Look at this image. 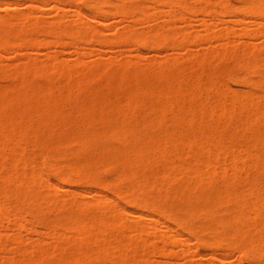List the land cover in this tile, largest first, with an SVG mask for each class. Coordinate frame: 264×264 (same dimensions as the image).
Here are the masks:
<instances>
[{"label":"rangeland","instance_id":"rangeland-1","mask_svg":"<svg viewBox=\"0 0 264 264\" xmlns=\"http://www.w3.org/2000/svg\"><path fill=\"white\" fill-rule=\"evenodd\" d=\"M249 1L0 0V264H264V7Z\"/></svg>","mask_w":264,"mask_h":264},{"label":"bare ground","instance_id":"bare-ground-1","mask_svg":"<svg viewBox=\"0 0 264 264\" xmlns=\"http://www.w3.org/2000/svg\"><path fill=\"white\" fill-rule=\"evenodd\" d=\"M58 1H59V0H58ZM116 1L119 2V1H121V0H119V1H118V0H115V2H116ZM124 1H125V0H124ZM124 1L122 0V2H124ZM127 1H129V0H127ZM164 1H166V0H164ZM247 1L250 2L249 0H246V2H247ZM117 2H116V3H117ZM202 2H203V1H202ZM248 2H247V3H248ZM251 2H252L253 4L256 5V8H258V6H259V7H264V0H251ZM58 3H59V2H58ZM116 3H114V6H113L114 8L118 6V4H116ZM136 3H137V2H136ZM170 3H172V2H168L169 5H171ZM247 3H246V4H247ZM115 4H116L117 6H115ZM122 4H123V3L119 4V6H118L117 8H119L120 5H121V7H122ZM172 4H173V3H172ZM246 4H245V5H246ZM249 4H250V3H249ZM123 5H124V4H123ZM169 5H168V6H169ZM255 5H254V6H255ZM127 6H128V5H127ZM147 6H148V5H147ZM171 6H172V5H171ZM178 6H179V5H178ZM188 6H189V5H188ZM188 6H186V8H188ZM209 6H210V5H209ZM241 6H242V4H241ZM243 6H244V5H243ZM247 6H248V4H247ZM247 6H245V7L247 8ZM124 7H125V5H124ZM151 7H152V6H151ZM169 7H170V6H169ZM180 7H181V6H180ZM190 7H191V6H190ZM90 8H91V7H90ZM117 8H115L114 10L117 11ZM122 8H123V7H122ZM122 8H119L120 11L122 10L121 12H123V9H122ZM181 8H182V7H181ZM242 8H243V7H242ZM242 8H241V10H243ZM250 8H251V5H250ZM250 8H248V9H250ZM252 8H253V6H252ZM256 8H253V9H251V10H254V9L256 10ZM139 9H140V8H139ZM230 9H231V8H230ZM233 9H234V8H233ZM244 9H245V8H244ZM259 9L264 10L263 8H259ZM259 9H257V10H259ZM94 10H96V11L98 10V9H97V5H94V6H93V11H94ZM213 10H214V9H213ZM238 10H240V9H238ZM251 10H249V11H251ZM255 10H254V11H255ZM262 10H261V11H262ZM99 11H100V10H99ZM103 11H104V10H103ZM118 11H119V10H118ZM118 11H117V12H118ZM124 11H125V9H124ZM126 11H127V10H126ZM169 11H170V10H169ZM183 11H184V10H183ZM187 11H188V10H187ZM106 12H107V11H106ZM121 12H119V13H121ZM128 12H130V11H128ZM177 12H178V11H177ZM218 12H219V11H218ZM225 12H226V11H225ZM256 12H257V11H256ZM257 13H259V12H257ZM257 13H256V14H257ZM261 13H262V12H261ZM261 13H259V14H261ZM128 14H129V13H128ZM141 14H143V13H141ZM144 15H145V14H144ZM144 15H143V16H144ZM171 15H172V14H171ZM215 15H216V14H215ZM222 15H223V14H222ZM261 15H262V14H261ZM138 16H139V13H138ZM172 16H173V15H172ZM173 17H174V16H173ZM131 18H133V17H131ZM243 18H244V17H243ZM134 19H135V18H134ZM239 19H240V18H239ZM236 20H237V19H236ZM29 21H30V20H29ZM30 22H31V21H30ZM32 23H33V22H32ZM256 24H257V23H256ZM258 24H259V23H258ZM29 25L31 26V23H30ZM26 27H27V26H26ZM15 28H16V27H15ZM209 29H210V26H209ZM155 30H156V29H155ZM8 32H9V31H8ZM93 32H94V31H93ZM21 33H22V32H21ZM154 33H155V32H154ZM156 33H158V31H156ZM163 33H164V32H163ZM151 34H152V33H151ZM244 34H245V33H244ZM13 35H15V34H13ZM55 35H56V34H55ZM80 35H81V34H80ZM160 35H161V33H160ZM162 35H163V34H162ZM9 36H11V35H9ZM24 36H25V35H24ZM85 36H86V35H85ZM85 36H83V37H85ZM140 36H141V35H140ZM14 37H15V36H14ZM169 37H170V36H169ZM24 39H25V38H24ZM8 40H9V39H8ZM13 40H14V39H13ZM19 40H20V38H19ZM27 40H28V38H27ZM33 40H34V39H33ZM85 40H86V39H85ZM114 40H116V39H114ZM3 41H7V40H3ZM3 41L1 42V44H2V43L5 44V45H3V46H5V47L8 46V45H6V43H4ZM28 41H29V40H28ZM14 42H15V40H14ZM18 42H20V41L17 40V43H18ZM21 42H22V41H21ZM24 42H25V41H24ZM8 43H9V42H8ZM10 43H11V42H10ZM148 43H149V42H148ZM12 44H13V43H12ZM12 44H11V45H12ZM141 44H142V43H141ZM152 44H153V43H152ZM154 44H155V43H154ZM11 45L9 44V46H11ZM13 46H15V45L13 44ZM143 46H144V45H143ZM262 47H264V46H262ZM262 47H261V48H262ZM258 50H259V49H258ZM229 51H230V50H229ZM261 53H262V52H261ZM263 54H264V53H263ZM228 55H229V53H228ZM228 55H227V56H228ZM231 55H232V54H231ZM261 55H262V54H261ZM255 57H256V56H255ZM255 57H254V58H255ZM257 57H258V56H257ZM222 58H224V57H222ZM258 59H259V58H258ZM261 59H262V58H261ZM253 60H254V59H253ZM255 60H256V58H255ZM255 60H254V61H255ZM257 61H258V60H257ZM263 61H264V58H263ZM263 61H262V62H263ZM255 62H256V61H255ZM263 63H264V62H263ZM59 64H61V63H59ZM237 65H239V64L237 63ZM255 65H257V64H255ZM262 65H264V64H262ZM27 66H28V65H27ZM32 67H33V66H32ZM32 67H31V70H32ZM41 67H42V66H41ZM58 67H59V66H58ZM98 67H99V66H98ZM239 67H240V65H239ZM257 67H259V65H258ZM27 68H28V67H27ZM29 68H30V67H29ZM49 68H50V67H49ZM237 68H238V66H237ZM46 69H48V68L46 67ZM257 69L260 70L259 68H257ZM40 70H42V68H40ZM48 70H49V69H48ZM131 70H132V69H131ZM36 71H37V70L35 69V72H36ZM257 72H258V71H257ZM259 72H260V71H259ZM259 72H258V73H259ZM130 73H131V72H130ZM36 74H37V73H36ZM262 74H263V73H262ZM37 75H38V74H37ZM37 75H36V76H37ZM168 77H169V76H168ZM128 78H129V77H128ZM232 79H233V78H232ZM263 79H264V78H263ZM237 80H238V79H237ZM239 82H240V81H239ZM186 85H187V84H186ZM199 86H200V85H199ZM190 87H192V89H193V86H190ZM224 87H225V86H224ZM206 89H207V88H206ZM223 89H224V88H223ZM165 90H168V88L165 89ZM209 90H210V89H209ZM158 91H159V90H158ZM168 91H169V94H170V90H168ZM43 92H45V91H43ZM152 92H153V91H152ZM132 93H133V92H132ZM154 93H156V91H155ZM171 94H172V93H171ZM195 94H196V93H195ZM216 94H217V93H216ZM226 94H227V93H226ZM133 95H134V94H133ZM130 96H131V95H130ZM159 96H161V94H160ZM163 96H164V95H163ZM165 96H166V95H165ZM187 96H188V94H186V97H187ZM211 96H212V95H211ZM166 97H167V96H166ZM189 97H190V96H189ZM229 97H231V96H229ZM187 98H188V97H187ZM194 98H195V97H194ZM131 99H132V98H131ZM178 99H179V98H178ZM182 99H183V98H182ZM185 99H186V98H185ZM243 99H244V98H243ZM246 99H247V98H246ZM246 99H245V100H246ZM25 100H26V99H25ZM174 100H175V99H174ZM180 100H181V99H180ZM111 101H112V100H111ZM175 101H176V100H175ZM188 101H189V100H188ZM100 102H101V101H100ZM211 102H212V101H211ZM228 102H229V104H231L230 101H228ZM165 103H166V102H165ZM192 103H194V101H192ZM213 103H214V102H213ZM243 103H244V102H243ZM125 104H126V103H125ZM130 104H131V103H130ZM216 104H217V103H216ZM220 104H221V103H220ZM232 104H233V102H232ZM163 105H164V104H163ZM166 105H167V104H166ZM194 105H195V104H194ZM201 105H202V104H201ZM214 105H215V104H214ZM126 106H127V105H126ZM130 106H131V105H130ZM182 106H183V105H182ZM230 106H231V105H230ZM0 107H1V106H0ZM33 107H34V106H33ZM35 107H36V106H35ZM48 107H49V106H48ZM48 107H47V108H48ZM124 107H125V106H124ZM124 107H123V108H124ZM132 107H133V106H132ZM194 107H195V106H194ZM226 107H227V106H226ZM231 107H232V106H231ZM45 108H46V107H45ZM109 108H111V107H109ZM161 108H162V107H161ZM164 108H165V107H164ZM184 108H185V107H184ZM125 109H126V108H125ZM128 109H129V108H128ZM187 109H188V108H187ZM218 109H221V108H218ZM218 109H217V110H218ZM224 109H225V108H224ZM161 110H162V109H161ZM191 110H192V109H191ZM125 111H126V110H125ZM154 111H155V110H154ZM220 111H221V110H220ZM247 111H248V110H247ZM34 112H35V111H34ZM40 112H41V111H40ZM61 112H62V111H61ZM156 112H158V110H157ZM160 112H161V111H160ZM160 112H159V114H160ZM195 112H196V111H195ZM7 114H8V113H7ZM153 114H155V112H154ZM162 114H163V113H162ZM188 115H189V114H188ZM252 115H253V114H252ZM43 116H44V115H43ZM82 116H83V115H82ZM125 116H126V115H125ZM213 116H214V115H213ZM257 116H258V115H257ZM56 117H58V116H56ZM87 117H88V116H87ZM94 117H95V115H94ZM164 117H165V116H164ZM8 118H11V117L8 116ZM22 118H23V117H22ZM157 118H158V117H157ZM196 118H197V117H196ZM11 119H12V118H11ZM15 119H16V118H15ZM24 119H25V118H24ZM26 119H27V118H26ZM56 119H57V118H56ZM85 119H86V118H85ZM180 119H181V118H180ZM2 120H3V119H2ZM7 120H9V119H7ZM28 120H29V119H28ZM135 120H136V119H135ZM0 121H1V120H0ZM3 121H5V123H6V120H3ZM3 121H2V122H3ZM14 121H15V120H14ZM19 121H20V120H19ZM32 121H33V120H32ZM50 121H51V120H50ZM178 121H179V120H178ZM182 121H184V120H182ZM185 121H187V120H185ZM192 121H194V120H192ZM255 121H256V120H255ZM10 122H11V121H10ZM10 122H8V123H10ZM12 122H13V121H12ZM0 123H1V122H0ZM13 123H14V122H13ZM15 123H18V121H17V122L15 121ZM19 123H20V122H19ZM24 123H26V122H24ZM27 123H28V122H27ZM153 123H154V122H153ZM186 123H187V122H186ZM214 123H216V122H214ZM218 123H219V122H218ZM239 123H240V122H239ZM20 124H21V123H20ZM35 124H36V123H35ZM84 124H85V123H84ZM117 124H118V123H117ZM156 124H157V123H156ZM178 124H179V123H178ZM2 125H3V123H2ZM11 125H12V124H11ZM17 125H18V124H17ZM26 125H27V124H26ZM36 125H37V124H36ZM36 125H35V126H36ZM153 125H154V124H153ZM153 125H152V126H153ZM209 125H211V124H209ZM218 125H219V124H218ZM220 125H221V124H220ZM4 126H5V125H4ZM7 126H8V125H7ZM18 126H19V125H18ZM33 126H34V125H33ZM152 126H150V128H152ZM178 126H179V125H178ZM214 126H215V125H214ZM13 127L15 128V125H14ZM16 127H17V126H16ZM37 127H38V126H37ZM113 127H114V126H113ZM119 127H120V126H119ZM154 127H155V126H154ZM183 127H184V126H183ZM222 127H223V126H222ZM242 127H243V126H242ZM258 127H259V126H258ZM11 128H12V126H11ZM34 128H35V127H34ZM57 128H58V127H57ZM179 128H180V127H179ZM216 128H217V127H216ZM216 128H214V129L216 130ZM20 129H21V128H20ZM23 129H24V128H23ZM30 129H31V128H30ZM32 129H33V128H32ZM35 129H36V128H35ZM35 129H33V130L36 131ZM53 129H54V128H53ZM55 129H56V128H55ZM153 129H154V128H153ZM177 129H178V127H177ZM185 129H186V128H185ZM210 129H211V128H210ZM1 130H2V129H1ZM13 130H14V129H13ZM114 130H116V129H114ZM117 130H118V129H117ZM117 130H116V131H117ZM147 130H148V128H147ZM149 130H150V129H149ZM211 130H213V129H211ZM234 130H235V129H234ZM252 130H253V129H252ZM4 131H5V130H4ZM11 131H12V130H11ZM29 131H30V130H29ZM37 131H39L38 128H37ZM47 131H48V130H47ZM116 131H115V132H116ZM139 131H140V130H139ZM150 131H151V130H150ZM152 131H153V130H152ZM171 131H172V130H171ZM173 131H174V130H173ZM177 131H178V130H177ZM181 131H183V129H182ZM186 131H187V130H186ZM195 131H196V130H195ZM242 131H243V130H242ZM258 131H259V130H257V132H258ZM17 132H18V131H17ZM121 132H122V131H121ZM134 132H135V131H134ZM214 132H215V131H214ZM12 133H13V132H12ZM18 133H19V132H18ZM30 133H32V130H31ZM33 133H34V132H33ZM46 133H47V132H46ZM78 133H79V132H78ZM145 133H146V132H145ZM176 133H177V132H176ZM178 133H179V132H178ZM215 133H216V132H215ZM237 133H239V131H238ZM247 133H248V132H247ZM9 134H10V133H9ZM42 134H43V133H42ZM104 134H105V133H104ZM120 134H124V133H120ZM146 134H147V133H146ZM173 134H174V133H173ZM184 134H186V133H184ZM205 134H206V137H208V136H207V133H205ZM262 134H263V133H262ZM10 135H11V134H10ZM33 135H34V134H33ZM52 135H53V134H52ZM73 135H74V134H73ZM115 135H116V134H115ZM117 135L119 136V134H117ZM161 135H163V134H161ZM177 135H178V134H177ZM14 136H15V135H14ZM17 136H18V135H17ZM19 136H20V135H19ZM29 136H30V135H29ZM145 136H147V135H145ZM154 136H155V135H154ZM164 136H166V135H164ZM200 136H201V135H200ZM234 136H235V135H233V137H234ZM260 136H261V135H260ZM2 137H3V135H2ZM31 137H33V136H31ZM125 137H126V136H125ZM160 137L162 138V136H160ZM160 137L158 136V138H160ZM176 137H178V136H176ZM176 137H175V139H176ZM193 137H194V136H193ZM198 137H199V136H198ZM206 137H205V139H206ZM210 137H211V136H210ZM233 137H232V138H233ZM258 137H259V136H258ZM258 137H257V138H258ZM17 138H18V137H17ZM17 138H16V139H17ZM145 138H146V137H145ZM170 138H171V137H170ZM173 138H174V137H173ZM182 138H183V137H182ZM187 138H188V137H187ZM189 138H190V137H189ZM189 138H188V139H189ZM212 138H213V137H212ZM244 138H245V137H244ZM261 138H262V137H261ZM7 139H8V137H7ZM117 139H120V140L122 141L123 138H121V137L118 138V137H117ZM180 139H181V138H180ZM180 139H179V140H180ZM188 139H187V140H188ZM120 140H119V141H120ZM149 140H150V139H149ZM151 140H152V139H151ZM165 140H166V139H164V141H165ZM176 140H177V139H176ZM196 140H199V139H196ZM206 140H207V139H206ZM235 140H236V139H235ZM16 141H17V140H16ZM121 141H120V145H121ZM125 141H126V140H125ZM156 141H157V139H156ZM174 141H175V140H174ZM174 141H173V142H174ZM185 141H186V140H185ZM194 141H195V140H194ZM208 141H209V140H208ZM263 141H264V140H263ZM84 142H85V141H84ZM167 142H168V141H167ZM169 142H171V141H169ZM178 142H180V141H178ZM2 143H3V142H2ZM18 143H19V142H18ZM80 143H81V142H80ZM80 143H79V144H80ZM93 143H94V142H93ZM160 143H162V141H161ZM176 143H177V141H176ZM185 143H186V142H185ZM194 143H195V142H194ZM194 143H193V144H194ZM229 143H230V142H229ZM59 144H60V143H59ZM146 144H147V143H146ZM153 144H154V143H153ZM153 144H152V145H153ZM162 144H163V143H162ZM169 144H170V143H169ZM195 144H196V143H195ZM198 144H199V143H198ZM200 144H201V142H200ZM200 144H199V145H195V149H196V146H197V148H198V146H199V147L202 146V144H201V145H200ZM205 144H206V143H205ZM207 144H208V143H207ZM209 144H210V143H209ZM209 144H208V145H209ZM214 144H215V143H214ZM233 144H234V143H233ZM236 144H237V143H236ZM159 145H160V144H159ZM178 145H179V144H178ZM185 145H186V144H185ZM81 146H82V145H81ZM93 146H94V145H93ZM150 146H151V145H150ZM154 146H156V145H154ZM162 146H163V145H161V147H162ZM164 146H165V145H164ZM172 146H173V145H172ZM203 146L205 147L204 144H203ZM209 146H210V145H209ZM212 146H213V145H212ZM91 147H92V146H91ZM119 147H120V146H119ZM147 147H148V145H147ZM175 147H176V146H175ZM184 147H185V146H184ZM184 147H183V148H184ZM207 147H208V146H207ZM215 147H216V146H215ZM20 148H21V147H20ZM93 148H94V147H93ZM145 148H146V147H145ZM151 148H152V147H151ZM159 148H160V147H159ZM169 148H170V147H169ZM176 148H177V147H176ZM202 148H203V147H201V148H199V149H202ZM239 148H240V147H239ZM9 149H10V147H9ZM85 149H86V148H85ZM156 149H158V148H156ZM235 149H236V147H235ZM10 150H11V149H10ZM91 150H92V149H91ZM148 150L151 151L150 148H149ZM154 150H155V149H154ZM170 150H171V149H170ZM180 150H181V149H180ZM146 151H147V150H146ZM156 151H157V150H156ZM174 151H175V150H174ZM205 151H206V150H205ZM116 152H117V151H116ZM122 152H123V151H122ZM122 152H121V153H122ZM152 152H153V151H152ZM160 152H161V151H160ZM169 152H170V151H169ZM177 152L180 154L179 150H178ZM211 152H213V151H211ZM215 152H216V151H215ZM220 152H221V151H220ZM261 152H262V151H261ZM11 153H12V152H11ZM70 153H71V152H70ZM96 153H97V152H96ZM119 153H120V152H119ZM125 153H126V151H125ZM150 153H151V152H150ZM164 153H165V152H164ZM171 153H172V152H171ZM72 154H73V153H72ZM147 154H149V152H148ZM157 154H158V153H157ZM173 154H174V153H173ZM173 154H172V155H173ZM184 154H185V153H184ZM235 154H236V152H235ZM13 155H14V154H13ZM16 155H17V154H16ZM20 155H21V154H20ZM84 155H85V154H84ZM87 155H88V154H87ZM121 155H122V154H121ZM123 155H124V154H123ZM125 155H127V154H125ZM141 155H142V154H141ZM144 155H145V154H144ZM224 155H225V154H224ZM5 156H6V155H5ZM137 156H138V155H137ZM163 156H165V155H163ZM175 156H176V155H175ZM184 156H185V155H184ZM228 156H229V154H228ZM18 157H19V156H18ZM82 157H83V156H82ZM132 157H133V156H132ZM132 157H131V158H132ZM155 157H157V156H155ZM240 157H241V156H240ZM126 158H127V157H126ZM151 158H152V157H151ZM180 158H181V157H180ZM195 158H196V157H195ZM24 159H25V158H24ZM53 159H55V158L53 157ZM63 159H64V158H63ZM138 159H139V157H138ZM157 159H158V158H157ZM157 159H156V160H157ZM159 159H161V158H159ZM166 159H167V158H166ZM26 160H27V159H26ZM28 160H29V159H28ZM78 160H79V159H78ZM80 160H81V159H80ZM86 160H87V159H86ZM129 160H130V159H129ZM154 160H155V159H154ZM167 160H168V159H167ZM228 160H229V159H228ZM12 161H13V160H12ZM19 161H20V160H19ZM30 161H31V160H30ZM93 161H94V160H93ZM123 161H124V159H123ZM134 161H135V159H134ZM178 161H179V160H178ZM197 161H198V160H197ZM28 162H29V161H28ZM86 162H87V161H86ZM86 162H85V163H86ZM91 162H92V161H91ZM96 162H97V161H96ZM156 162H157V161H156ZM156 162H155V163H156ZM176 162H177V161H176ZM83 163H84V162H83ZM85 163H84V165H85ZM93 163H94V162H92V164H93ZM119 163H120V162H119ZM133 163H134V162H133ZM159 163H160V162H159ZM165 163H166V161H165ZM192 163H193V161H192ZM198 163H199V162H198ZM198 163H197V164H198ZM200 163H203V162L200 161ZM228 163H229V162H228ZM257 163H258V162H257ZM16 164H17V163H16ZM87 164H89V163L87 162ZM131 164H132V163H131ZM162 164H163V163H162ZM206 164H207V163H206ZM17 165H18V164H17ZM30 165H31V164H30ZM52 165H53V164H52ZM75 165H77V164H75ZM80 165H81V164H80ZM84 165L81 166V167L83 168ZM93 165L95 166V164H93ZM120 165H123L122 162L120 163ZM127 165H128V164H127ZM135 165H136V164H135ZM168 165H169V164H168ZM176 165H177V164H176ZM201 165H202V164H201ZM85 166H87V165H85ZM88 166H89V165H88ZM90 166H91V165H90ZM94 166H93V167H94ZM124 166H125V165H124ZM128 166H129V165H128ZM128 166H127V167H128ZM164 166H165V165H164ZM164 166H163V167H164ZM181 166H182V165H181ZM203 166H204V165H203ZM230 166H231V165H230ZM241 166H242V165H241ZM75 167H76V166H75ZM78 167L81 168L80 166H77V168H75V169H76V174L79 172V171H78V170H79ZM93 167H92V168H93ZM122 167H123V166H122ZM137 167H138V166H137ZM170 167H172V166L170 165ZM170 167H169V168H170ZM193 167H194V166H193ZM200 167H201V166H200ZM25 168H26V167H25ZM28 168H29V167H28ZM57 168H58V167H57ZM85 168H87V167H85ZM85 168H84V169H85ZM92 168H91V169H92ZM123 168H124V167H123ZM125 168H126V166H125ZM164 168H165V167H164ZM205 168H206V167H205ZM238 168H239V167H237V170H239ZM61 169H62V168H61ZM88 169H89V167H88ZM160 169H161V168H160ZM171 169H172V168H171ZM182 169H183V168H182ZM191 169H192V168H190V170H191ZM25 170H26V169H25ZM80 170H82V169H80ZM92 170H93V169H92ZM115 170H116V169H115ZM137 170H138V168H137ZM165 170H166V169H165ZM193 170H194V169H193ZM193 170H192V171H193ZM20 171H21V170H20ZM22 171H23V170H22ZM22 171H21V172H22ZM28 171H29V175H28V176H30V175H31V174H30V170H28ZM36 171H37V170H36ZM55 171H56V170H55ZM77 171H78V172H77ZM82 171H83V170H82ZM87 171H88V170H87ZM198 171H199V170H198ZM61 172H62V171H61ZM111 172H112V171H111ZM128 172H129V171H128ZM141 172H142V171H141ZM196 172H197V170H196ZM212 172H213V170H212ZM23 173H24V172H23ZM122 173H123V172H122ZM193 173H195V172H193ZM197 173H198V172H197ZM197 173H196V174H197ZM202 173H204V172H201L199 175L202 176ZM205 173H206V172H205ZM37 174H38V173H37ZM68 174H69L68 177H69L70 175H71V176L75 175V174H72V173H69V172H68ZM80 174H81V171H80ZM84 174H85V173H84ZM146 174H147V172H146ZM155 174H156V173H155ZM196 174H195V175H196ZM211 174H212V173H211ZM18 175H19V173H18ZM20 175H21V174H20ZM20 175H19V179H20ZM39 175H40V174H38V176H39ZM65 175H66V174H65ZM65 175H64V176H65ZM81 175H82V174H81ZM85 175H86V174H85ZM121 175L123 176V175H125V174H121ZM158 175H159V174H158ZM167 175H168V174H167ZM25 176H26V175H24V179H25ZM28 176H27V178H26V179H28V180H26L27 182H29V179H31L32 175H31L30 178H28ZM36 176H37V175H36ZM57 176H58V175H57ZM71 176H70V177H71ZM79 176H80V175H79ZM131 176H132V175H131ZM131 176H130V177H131ZM135 176H136V175H135ZM165 176H166V175H165ZM168 176H169V175H168ZM171 176H172V175H171ZM171 176H170V177H171ZM196 176H197V175H196ZM81 177H83V176H81ZM128 177H129V176H128ZM130 177H129V179H130ZM133 177H134V175H133ZM172 177H173V176H172ZM8 178H9V177H8ZM60 178H61V177H60ZM115 178H116V177H115ZM117 178H118V177H117ZM119 178H120V176H119ZM199 178H200V177H199ZM22 179H23V178H22ZM68 179H71V178H68ZM81 179H82V178H81ZM204 179H205V178H204ZM9 180H10V179H9ZM38 180H40V179L38 178ZM75 180H76V179H75ZM202 180H203V179H202ZM205 180H206V179H205ZM205 180H204V181H205ZM87 181H88V180H87ZM102 181H103V180H102ZM130 181H132V180H130ZM226 181H227V180H226ZM240 181H241V180H240ZM24 182H25V180H24ZM27 182H25V184H26ZM31 182H32V180H31ZM31 182H30V183H31ZM202 182H203V181H202ZM21 183H23V182L21 181ZM30 183H29L28 185H30ZM35 183H36V182H35ZM35 183H34V184H35ZM38 183H39V181H38ZM72 183H73V182H72ZM227 183H228V182H227ZM99 184H100V183H99ZM133 184H134V183H133ZM148 184H149V181H148ZM202 184H203V183H202ZM225 184H226V183H225ZM145 185H146V184H145ZM96 186H97V185H96ZM179 186H180V184H179ZM23 187H25V186H23ZM148 187H149V186H148ZM206 187H207V186H206ZM226 187H228V186H226ZM28 188H29V187H28ZM56 188H57V187H56ZM63 188H64V187H63ZM115 188H116V187H115ZM136 188H137V187H136ZM151 188L153 189L152 186H151ZM191 188H192V187H190L189 189H191ZM202 188H203V187H202ZM54 189H55V188H54ZM58 189H59V188H58ZM58 189H57V190H58ZM60 189H61V188H60ZM184 189H185V188H184ZM195 189H196V188H195ZM206 189H207V188H206ZM57 190H56V191H57ZM61 190H62V189H61ZM65 190H66V189H65ZM124 190H125V189H124ZM221 190H222V189H221ZM221 190H219V191H221ZM231 190H232V189H231ZM0 191L2 192V190H0ZM141 191H142V190H141ZM169 191H170V190H169ZM187 191H189V190H187ZM250 191H251V190H250ZM18 192H19V191H18ZM167 192H168V191H167ZM179 192H180V191H179ZM189 192H190V191H189ZM34 193H35V192H34ZM60 193H62V192L60 191ZM186 193H187V192H186ZM210 193H211V192H210ZM249 193H250V192H249ZM254 193H255V192H254ZM19 194H20V193H19ZM196 194H197V193H196ZM200 194H201V193H200ZM225 194H226V193H225ZM246 194H247V193H246ZM44 195H45V194H44ZM184 195H185V193H184ZM207 195H208V194H207ZM247 195H248V194H247ZM251 195H252V194H251ZM23 196H24V195H23ZM30 196H31V195H30ZM145 196H146V195H145ZM180 196H181V194H180ZM197 196H198V195H197ZM201 196L204 197L205 195H204V196L201 195ZM127 197H128V196H127ZM161 197H162V196H161ZM181 197H182V196H181ZM193 197H194V196H193ZM195 197H196V196H195ZM215 197H217V196H215ZM249 197H250V196H249ZM130 198H131V197H130ZM155 198H156V197H155ZM178 198H179V197H178ZM184 198H186V197H184ZM187 198H189V197H187ZM191 198H192V196H191ZM211 198H212V197H211ZM218 198H219V197H218ZM2 199H3V198H2ZM100 199H101V198H100ZM202 199H203V198H202ZM204 199H205V198H204ZM220 199H221V198H220ZM242 199H243V198H242ZM189 200H190V199H189ZM193 200H194V199H193ZM209 200H210V199H209ZM214 200H215V199H214ZM224 200H225V199H224ZM257 200H258V199H257ZM195 201H196V199H195ZM197 201H199V200H197ZM210 201H211V200H210ZM210 201H208V202H210ZM216 201H217V200H216ZM262 201H263V200H262ZM82 202H83V201H82ZM134 202H135V201H134ZM208 202H206V204H208ZM211 202H213V205L215 204V201L212 200ZM218 202H219V201H218ZM139 203H140V202H139ZM29 204H30V202H29ZM31 204H32V202H31ZM42 204H43V201H42ZM91 204H92V203H91ZM137 204H138V201H137ZM192 204H193V202H192ZM195 204H196V202H195ZM201 204H203V202H201ZM201 204H200V205H201ZM236 204H237V203H236ZM247 204H248V202H247ZM255 204H256V202H255ZM255 204H254V206H255ZM259 204H260V202H259ZM51 205H52V204H51ZM51 205H50V206H51ZM95 205H96V204H95ZM104 205H105V204H104ZM138 205H139V204H138ZM193 205H194V204H193ZM197 205H198V204H197ZM211 205H212V204L207 205V206L210 207ZM218 205H219V204H218ZM221 205H223V202H222ZM256 205H257V204H256ZM261 205H262V204H261ZM185 206H186V205H185ZM204 206H206V205H204ZM207 206L205 207V209L208 208V209H207V210H208L207 212L210 213V211H209V207H207ZM244 206H245V205H244ZM7 207H8V206H7ZM14 207H16V206H14ZM14 207H13V208H14ZM195 207H196V205H195ZM201 207H202V205H201ZM215 207H216V206H215ZM249 207H250V206H249ZM256 207H258V206H256ZM2 208H3V205H2ZM69 208H70V207H69ZM82 208H83V207H82ZM154 208H155V207H154ZM196 208H197V207H196ZM196 208H192V211H191V212L193 213V209L195 210ZM211 208H213V207H211ZM252 208L254 209V207H252ZM28 209H29V208H28ZM53 209H54V208H53ZM67 209H68V208H67ZM119 209H120V208H119ZM203 209H204V207H203ZM239 209H240V208H239ZM243 209H244V208H243ZM246 209H247V208H246ZM246 209H245V210H246ZM249 209H250V208H249ZM16 210H17V209H16ZM186 210H187V209H186ZM190 210H191V209H190ZM190 210H189V211H190ZM200 210H201V208H200ZM210 210H212V209H210ZM232 210H233V209H232ZM234 210H236V209H234ZM257 210H258V209H257ZM257 210H256V211H257ZM181 211H182V210H181ZM196 211H197V210H196ZM214 211H215V210H214ZM223 211H224V210H223ZM246 211H247V210H246ZM35 212H36V211H35ZM63 212H64V211H63ZM122 212H123V211H122ZM124 212H125V211H124ZM187 212H188V211H187ZM187 212H186V213H187ZM191 212H190V213H191ZM194 212H195V211H194ZM202 212H204V210H201V215L203 214ZM205 212H206V211H205ZM207 212H206L205 214L208 216L209 214H207ZM234 212H235V211H234ZM249 212H250V210H249ZM258 212H259V210H258ZM125 213H126V212H125ZM155 213H156V212H155ZM190 213H189V214H190ZM195 213H196V212H195ZM230 213H231V212H230ZM237 213H238V212H237ZM237 213L235 212V214H237ZM256 213H257V212H256ZM256 213H255V214H256ZM260 213H261V212H260ZM260 213H259V214H260ZM37 214H38V212H37ZM193 214H194V213H193ZM205 214H203V216H204ZM117 215H118V214L116 213V216H117ZM184 215H185V214H184ZM211 215H212V214H211ZM228 215H229V214H228ZM238 215H239V213L237 214V216H238ZM249 215H250V214H249ZM36 216H37V215H36ZM61 216H62V215H61ZM65 216H67V215H65ZM65 216H64V217H65ZM131 216H132V215H131ZM139 216H140V215H139ZM150 216H151V215H150ZM186 216H187V215H186ZM192 216H193V215H192ZM195 216H196V215H195ZM215 216H216V215H215ZM220 216H222V215H220ZM241 216H242V215L240 214V217H241ZM255 216H256V215H255ZM64 217H63V218H64ZM134 217H135V216H134ZM187 217H188V216H187ZM193 217H194V216H193ZM244 217H245V216H244ZM246 217H247V216H246ZM65 218H66V217H65ZM65 218H64V219H65ZM68 218H69V217H68ZM98 218H99V217H98ZM136 218H137V217H136ZM190 218H191V217H190ZM222 218H223V216H222ZM236 218H237V217H236ZM247 218H248V217H247ZM71 219H72V217H71ZM81 219H82V218H81ZM181 219H182V218H180V220H181ZM191 219H192V218H191ZM203 219H204V218H203ZM215 219H217V218H215ZM237 219H238V218H237ZM255 219H256V218H255ZM68 220H69V219H68ZM72 220H73V219H72ZM89 220H90V219H89ZM180 220H179V221H180ZM232 220H233V219H232ZM76 221H77V220H76ZM181 221L183 222V220H181ZM201 221H202V220H201ZM204 221H205V220H204ZM212 221H213V220H212ZM218 221H219V220H218ZM226 221H227V220H226ZM226 221H225V222H226ZM254 221H255V220H254ZM63 222H64V221H63ZM77 222H78V221H77ZM82 222H83V220H82ZM87 222H88V221H87ZM104 222H105V221H103V223H104ZM122 222H123V221H122ZM182 222H181V223H182ZM214 222H215V221H214ZM223 222H224V221H223ZM241 222H244V221H241ZM72 223H73V221H72ZM74 223H75V221H74ZM84 223H85V222H84ZM99 223H100V222H99ZM103 223H102V224H103ZM105 223H106V222H105ZM105 223H104V225H105ZM107 223H108V222H107ZM183 223H184V222H183ZM217 223H218V222H217ZM217 223H214V224L211 223V224L214 225V226H213L214 228L212 227L213 229H212V228H208V227H210V226H208V224L205 225V226H207L206 228L211 229L210 232H209V230H208V232H209L210 234H211L212 230H214L213 232H215V229H216V232H218L217 228H219V225H217ZM229 223H230V222H229ZM229 223L227 222L226 224H229ZM244 223H246V222H244ZM249 223H250V222H249ZM249 223H248V224H249ZM75 224H78V223H75ZM81 224H82V223H81ZM93 224H94V223H93ZM143 224H144V223H143ZM146 224H147V223H146ZM146 224H145V225H146ZM218 224L221 225V228H222V229H223V227L226 225V224H225V225L222 227V224H223V223H220V221H219ZM230 224H231V223H230ZM230 224H229V225H230ZM251 224H252V223H251ZM257 224H258V223H257ZM257 224H255V225H257ZM59 225H60V224H59ZM79 225H80V224H79ZM85 225H86V226H89V225H87V223H86ZM104 225H103V226H104ZM106 225H107V224H106ZM106 225H105V226H106ZM135 225H136V224H135ZM150 225H151V223H150ZM209 225H210V221H209ZM233 225H234V224H233ZM66 226H67V225H66ZM82 226H83V227H82ZM82 226L80 227L81 229H79V230L83 231L82 228L88 229V227H87V228L84 227V224H83ZM105 226H104V227H105ZM123 226H124V225H123ZM136 226H137V225H136ZM146 226H147V225H146ZM193 226H194V225H193ZM197 226H198V225H197ZM200 226H201V225H200ZM205 226H204V227H205ZM216 226H218V227H216ZM234 226H235V225H234ZM247 226L249 227L250 225H246L245 227H247ZM251 226H252V225H251ZM263 226H264V225H263ZM59 227H60V226H59ZM67 227H68V226H67ZM71 227H74V226H71ZM138 227H139V226H138ZM74 228H75V227H74ZM78 228H79V226L77 227V229H78ZM89 228H90V227H89ZM113 228H114V227H113ZM124 228H127V227H124ZM145 228H146V227H145ZM149 228H150V226H149ZM154 228H155V226H154ZM206 228H205L204 230H206ZM221 228H220V229H221ZM251 228H253V227H251ZM50 229H51V228H50ZM99 229L101 230V228L98 227V230H97L98 232H100ZM134 229H136V228H134ZM142 229H143V228H142ZM146 229H147V228H146ZM155 229H156V228H155ZM189 229H190V228H189ZM222 229H221V230H222ZM149 230H150V229H149ZM192 230H193V229H192ZM241 230H242V229H241ZM254 230H255V229H254ZM71 231H73V230H71ZM134 231H135V230H134ZM139 231H140V232L137 231V233L140 234V233H141V229H140ZM147 231H148V230H147ZM151 231H152V230H150V232H151ZM153 231H156V230H153ZM169 231H170V230H169ZM229 231H230V230H229ZM233 231H234V230H233ZM65 232H66V231H65ZM78 232H79V231H78ZM83 232H84V231H83ZM88 232H89V231H88ZM130 232H131V231H130ZM143 232H144V231H143ZM220 232H222V231H220ZM236 232H238V236H237V238H238V237H239V234H240V233H239V229H237ZM240 232H241V231H240ZM85 233H86V232H85ZM93 233H94V232H93ZM148 233H149V232H148ZM151 233H152V232H151ZM153 233H154V232H153ZM168 233H169V232H168ZM170 233H171V232H170ZM226 233H227V232H226ZM234 233H235V232H234ZM262 233H263V231H262ZM105 234H106V233H105ZM219 234H220V233H219ZM227 234H229V232H228ZM236 234H237V233H236ZM236 234H235V235H236ZM71 235H72V234H71ZM103 235H104V234H103ZM109 235H110V234H109ZM134 235H135V234H134ZM137 235H138V234H137ZM152 235H153V237H154V234H152ZM179 235H180V234H179ZM212 235H213V234H211V236H212ZM240 235H241V234H240ZM63 236H64V234H63ZM83 236H84V235H83ZM106 236H107V235H106ZM138 236H139V235H138ZM215 236H217V238H218V235H216V233H215ZM229 236H232V234L230 233V235H228V237H229ZM58 237H59V236H58ZM145 237H146V236H145ZM147 237H148V236H147ZM161 237H162V236H161ZM168 237H169V236H166V238H168ZM170 237H171V236H170ZM213 237H214V236H213ZM213 237H212V238H213ZM219 237H220V236H219ZM228 237H226V238L228 239ZM66 238H67V237H66ZM74 238H75V236H74ZM79 238H81V237H79ZM111 238H112V237H111ZM156 238H157V237H156ZM172 238H173V236H172ZM231 238H233V237H231ZM234 238H235V237H234ZM241 238L243 239V237H241ZM84 239H85V238H84ZM141 239H142V238H141ZM144 239H145V238H144ZM146 239H147V238H146ZM149 239H150V238H149ZM173 239H176L175 236H174ZM173 239H172L171 241H173ZM218 239H219V238H218ZM221 239H222V238H221ZM227 239H226V241H225V240H223V241L221 240L220 242H221L222 244L225 243V245H227V244L229 243V241H231V240H228V241H227ZM229 239H230V238H229ZM235 239H236V238H235ZM242 239L239 238V240H241V241H242ZM260 239H261V238H260ZM71 240H72V239H71ZM156 240H157V239H156ZM179 240H180V239H179ZM179 240H178V241H179ZM214 240H216V239H214ZM214 240L212 239V241H214ZM64 241H65V240H64ZM81 241H82V239H81ZM90 241H91V240H90ZM144 241H145V240L142 239V242H144ZM149 241L151 242V240H149ZM158 241H159V240H158ZM158 241H157V242H158ZM182 241H183V240H182ZM210 241H211V240H210ZM210 241H209V242H210ZM217 241H218V240H217ZM241 241H240L239 243H241ZM103 242H104V241H103ZM111 242H112V241H111ZM121 242H122V240H121ZM121 242H120V244H119V245H120V248H119L118 246H116L117 249H118V248L121 249L122 247L124 248L125 245H129V247H130V245H131L130 242H129V244H125V245H123V243L121 244ZM183 242H184V241H183ZM214 242H215V244H217L216 241H214ZM226 242H227V243H226ZM244 242H247V241H246V240H243L242 244H240V245H243V246H244ZM258 242H260V241H258ZM63 243H64V242H63ZM76 243H78V242H76ZM131 243H132V242H131ZM135 243H136V242H135ZM135 243H134V244H135ZM137 243H138V242H137ZM201 243H202V242H201ZM65 244H66V243H65ZM71 244H72V243H71ZM82 244H84V240L82 241ZM107 244H108V242H107ZM132 244H133V243H132ZM134 244H133V245H134ZM172 244L174 245V244H176V243L173 242ZM229 244H230V243H229ZM247 244H248V243H247ZM75 245H76V244H75ZM97 245H98V244H97ZM101 245H102V244H101ZM101 245H100V246H101ZM103 245H104V244H103ZM109 245H110V243H109ZM111 245H112V244H111ZM111 245H110L108 248L113 247V249H114V246H111ZM114 245H115V244H114ZM122 245H123V246H122ZM144 245H145V244H144ZM187 245H188V244H187ZM202 245H203V243H202ZM210 245H212V242H211ZM213 245H214V243H213ZM225 245H224V246H225ZM245 245H246V244H245ZM98 246H99V245H98ZM134 246H135V245H134ZM139 246H140V245H139ZM164 246H165V245H164ZM224 246H223V247H224ZM249 246H251V244H249ZM262 246H263V245H262ZM213 247H215V246H213ZM217 247H218V246H217ZM219 247H220V246H219ZM245 247H247V246H245ZM254 247H255V246H254ZM97 248H98V247H97ZM99 248H100V247H99ZM133 248H134V247H133ZM224 248H225V247H224ZM125 249H126V248H124L123 250L125 251ZM131 249H132V248H130L129 250L131 251ZM217 249H218V248H217ZM260 249H261V248H260ZM102 250L104 251L103 248H102ZM114 250H115V249H114ZM126 250H127V249H126ZM129 250H128V251H129ZM134 250H135L136 252H137V251H140V250H139V247H138V249L135 247V248L133 249V251H134ZM256 250H258V248H257ZM91 251H92V250H91ZM106 251H107V250H105L104 252H106ZM116 251H117V250H116ZM118 251H119V250H118ZM120 251H121V250H120ZM124 251H123V252H124ZM242 251H243V250H242ZM248 251H249V250H248ZM251 251H253V250H251ZM261 251H262V250H260L259 253H260ZM104 252H103V254H104ZM125 252H127V251H125ZM136 252H135V253H136ZM142 252H143V251H142ZM146 252H147V251H146ZM146 252H145V253L143 252V253L146 254ZM158 252H159L160 254H163V251H162V252H161V251H158ZM254 252H255V249H254ZM254 252H251V254L254 253ZM98 253H99V252H98ZM246 253H247V252H246ZM249 253H250V252H249ZM84 254H85V253H84ZM100 254H101V253H100ZM107 254H108V253L106 252L105 255L107 256ZM109 254H110V253H109ZM109 254H108V257H111L112 254H111V256H110ZM132 254L134 255V253H132ZM136 254H137V253H136ZM251 254H250V255L248 254V255L251 256ZM260 254H261V253H260ZM260 254L257 253V255H259V256H260ZM86 255H87V254H86ZM117 255H118V254H117ZM119 255H120V254H119ZM122 255H123V254H122ZM138 255H139V254H138ZM261 255H262V254H261ZM263 255H264V254H263ZM263 255H262V256H263ZM96 256H98V254H97ZM124 256H125V255H124ZM124 256H123V257H124ZM136 256H137V255H136ZM254 256H256V255L254 254ZM71 257H72V256H71ZM94 257H95V256H94ZM94 257H93V258H94ZM101 257H102V256H101ZM127 257H129V256H127ZM140 257H141V256H140ZM142 257H143V256H142ZM257 257H258V256H257ZM263 257H264V256H263ZM52 258H53V257H52ZM59 258H60V257H59ZM89 258H91V257H89ZM98 258H99V256H98ZM114 258H115V257H114ZM132 258H133V256H132ZM136 258H137V257H136ZM243 258H244V257H243ZM252 258H253V257H252ZM254 258H255V257H254ZM261 258H262V257H261ZM99 259H101V258H99ZM99 259H98V260H99ZM128 259H129V258H128ZM128 259H127V260H128ZM256 259H257V258H256ZM67 260L69 261V259H67ZM77 260H78V259H77ZM87 260H88V259H87ZM249 260H252V259H250V257H249ZM65 261H66V260H65ZM73 261H74V260H73ZM88 261H89V260H88ZM90 261H91V260H90ZM99 261H100V260H99ZM102 261H103V260H102ZM106 261H108V259H106ZM143 261L145 262V261H146V258H145V260H143ZM75 262L77 263L78 261L75 260ZM79 262H80V261H79ZM84 262H85V261H84ZM110 262H111V261H110ZM117 262H118V261H117ZM130 262H133V261H132V260H131V261L128 260V264H130ZM146 262L148 263L149 261H146ZM146 262H145V263H146ZM54 263H55V262H54ZM76 263H74V264H76ZM89 263H90V262H89ZM107 263H108V262H107ZM126 263H127V262H126ZM138 263H139V264H143V263H140V262H138ZM149 263H150V262H149ZM55 264H56V263H55ZM68 264H69V262H68ZM121 264H122V263H121ZM133 264H134V263H133ZM135 264H136V263H135Z\"/></svg>","mask_w":264,"mask_h":264}]
</instances>
